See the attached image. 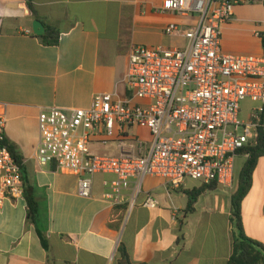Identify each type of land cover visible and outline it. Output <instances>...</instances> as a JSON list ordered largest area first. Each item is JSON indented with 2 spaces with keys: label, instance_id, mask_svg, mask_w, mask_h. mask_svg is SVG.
Listing matches in <instances>:
<instances>
[{
  "label": "crops",
  "instance_id": "obj_1",
  "mask_svg": "<svg viewBox=\"0 0 264 264\" xmlns=\"http://www.w3.org/2000/svg\"><path fill=\"white\" fill-rule=\"evenodd\" d=\"M238 1L223 26L222 49L263 56L264 0ZM163 2L33 0L40 21L60 37L57 46H47L33 33L35 19L26 0H0V117L7 119V141L21 157L25 190L39 203L35 226L27 219L25 196L13 199L0 191V264H124L120 246L131 264L228 263L235 234L234 190L218 186L207 191L188 212V193L203 183L188 179L173 189L147 177L136 202L130 199L136 187L132 180L124 204L115 206L105 198L114 175H96L93 195L84 199L78 195V177L36 160L42 108H88L97 94L126 100L131 97L126 82L133 46L188 45L183 34L168 35L166 30L174 24L187 31L198 25L199 16L164 12ZM252 107L250 103L244 120ZM238 158H243L242 169L246 157ZM149 196L156 208L144 205ZM242 219L247 236L264 244V158L242 202Z\"/></svg>",
  "mask_w": 264,
  "mask_h": 264
},
{
  "label": "built area",
  "instance_id": "obj_2",
  "mask_svg": "<svg viewBox=\"0 0 264 264\" xmlns=\"http://www.w3.org/2000/svg\"><path fill=\"white\" fill-rule=\"evenodd\" d=\"M238 0H164L162 10L198 15L187 31L174 24L166 34L184 35L185 48L133 46L127 85L131 97L97 94L88 108H42L36 160L40 166L79 178L78 195H93V178L111 174L115 180L105 198L120 206L124 192L136 180L131 201L142 193L147 177L173 189L190 179L235 188L239 152L263 130L264 55H233L222 49L223 26L235 13ZM29 34H32L29 32ZM250 102L248 119L242 106ZM7 119L0 117V191L24 196L21 165L9 149ZM145 130L150 139L133 134ZM93 143H112L116 156L91 154ZM144 205L156 208L147 197Z\"/></svg>",
  "mask_w": 264,
  "mask_h": 264
},
{
  "label": "trees",
  "instance_id": "obj_3",
  "mask_svg": "<svg viewBox=\"0 0 264 264\" xmlns=\"http://www.w3.org/2000/svg\"><path fill=\"white\" fill-rule=\"evenodd\" d=\"M26 2L28 8L33 14V18L35 20H40L33 5V0H26ZM36 37L41 39L42 43L47 46H57L60 42L59 34L49 28L44 36ZM260 38L264 49V31L260 34ZM7 145L15 160L22 167V160L16 149L9 143H7ZM239 156L246 157V162L241 169L237 188L233 192L231 198V221L234 226L235 234L232 255L227 264H264V244L247 236L242 219V202L251 189L254 172L260 160L264 158V133L262 129L258 131L255 142L250 143L244 150H241ZM218 186L217 183L203 184V186L197 189V191L188 193L189 204L187 211L191 212L194 210L198 197L207 191H215ZM24 196L27 201V219L32 225L37 226L39 219L38 200L27 190H25ZM37 234L41 239L43 247L46 250H49L48 241L42 230L37 228ZM119 252L122 257V263L131 264L125 247L120 246Z\"/></svg>",
  "mask_w": 264,
  "mask_h": 264
},
{
  "label": "rangeland",
  "instance_id": "obj_4",
  "mask_svg": "<svg viewBox=\"0 0 264 264\" xmlns=\"http://www.w3.org/2000/svg\"><path fill=\"white\" fill-rule=\"evenodd\" d=\"M249 106H250V102H245L243 104L241 119H245V116L248 114V111H249ZM143 137H145L146 140L150 139V136L148 133L146 135H143ZM90 149H91V154L96 155V156H116L119 154L117 145L112 144V143H105V144L93 143ZM242 163H243V158H237L234 191L237 188L238 178H239V173L241 172Z\"/></svg>",
  "mask_w": 264,
  "mask_h": 264
},
{
  "label": "water",
  "instance_id": "obj_5",
  "mask_svg": "<svg viewBox=\"0 0 264 264\" xmlns=\"http://www.w3.org/2000/svg\"><path fill=\"white\" fill-rule=\"evenodd\" d=\"M33 33L36 36H44L47 33L45 25L40 20H34L32 24Z\"/></svg>",
  "mask_w": 264,
  "mask_h": 264
}]
</instances>
